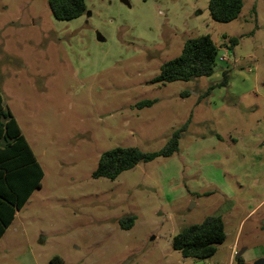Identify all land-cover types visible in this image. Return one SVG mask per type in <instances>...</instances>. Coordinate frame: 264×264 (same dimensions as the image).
Returning <instances> with one entry per match:
<instances>
[{"label":"rangeland","instance_id":"374dc122","mask_svg":"<svg viewBox=\"0 0 264 264\" xmlns=\"http://www.w3.org/2000/svg\"><path fill=\"white\" fill-rule=\"evenodd\" d=\"M209 1L85 0L83 16L59 21L47 0H0V91L44 172L0 264H264V0H244L230 23ZM203 35L219 48L215 74L155 83ZM225 70L228 86L208 95ZM183 128L172 156L94 178L104 153L160 152ZM209 216L225 242L183 258L173 238Z\"/></svg>","mask_w":264,"mask_h":264},{"label":"trees","instance_id":"16d2710c","mask_svg":"<svg viewBox=\"0 0 264 264\" xmlns=\"http://www.w3.org/2000/svg\"><path fill=\"white\" fill-rule=\"evenodd\" d=\"M52 15L59 21H71L83 16L87 7L85 0H47ZM244 0H210L209 14L213 21L230 23L237 20ZM237 45L238 39L230 40ZM219 48L210 35L185 42L179 57L164 63L155 83L193 82L211 78L215 74ZM230 70L222 73V80L208 88V95L215 88L227 87ZM152 101L139 104L150 107ZM186 125L184 126V128ZM183 129L173 133L164 150L146 153L138 148H116L104 153L93 176L115 181L122 173L136 166L151 162L158 157H170L178 150V141ZM44 172L33 150L23 135L20 126L0 91V240L13 223L17 212L23 209L32 194L41 188ZM137 217L121 220L123 229L135 225ZM225 224L219 216H209L202 223L180 231L172 240V247L183 258L208 260L215 256L217 247L225 242ZM54 264V261H53Z\"/></svg>","mask_w":264,"mask_h":264},{"label":"water","instance_id":"95a60500","mask_svg":"<svg viewBox=\"0 0 264 264\" xmlns=\"http://www.w3.org/2000/svg\"><path fill=\"white\" fill-rule=\"evenodd\" d=\"M256 57H257L261 62L264 61V58H263V56H262V51H261V50H258V51H257V53H256ZM262 225L264 226V221H263Z\"/></svg>","mask_w":264,"mask_h":264},{"label":"built area","instance_id":"2783aa9c","mask_svg":"<svg viewBox=\"0 0 264 264\" xmlns=\"http://www.w3.org/2000/svg\"><path fill=\"white\" fill-rule=\"evenodd\" d=\"M227 53V52H226ZM220 61L222 62H228V59H227V57H226V55H223V56H221L220 57Z\"/></svg>","mask_w":264,"mask_h":264},{"label":"crops","instance_id":"0c3cea01","mask_svg":"<svg viewBox=\"0 0 264 264\" xmlns=\"http://www.w3.org/2000/svg\"><path fill=\"white\" fill-rule=\"evenodd\" d=\"M215 42V41H214ZM216 43V42H215Z\"/></svg>","mask_w":264,"mask_h":264},{"label":"flooded vegetation","instance_id":"af4514ba","mask_svg":"<svg viewBox=\"0 0 264 264\" xmlns=\"http://www.w3.org/2000/svg\"><path fill=\"white\" fill-rule=\"evenodd\" d=\"M263 228H264V226H263Z\"/></svg>","mask_w":264,"mask_h":264}]
</instances>
